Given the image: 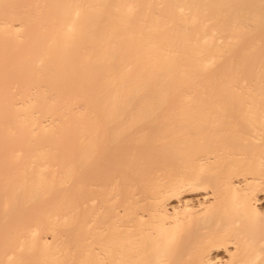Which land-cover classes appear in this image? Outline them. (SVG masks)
I'll use <instances>...</instances> for the list:
<instances>
[{
  "label": "bare ground",
  "instance_id": "1",
  "mask_svg": "<svg viewBox=\"0 0 264 264\" xmlns=\"http://www.w3.org/2000/svg\"><path fill=\"white\" fill-rule=\"evenodd\" d=\"M0 264H264V0H0Z\"/></svg>",
  "mask_w": 264,
  "mask_h": 264
}]
</instances>
